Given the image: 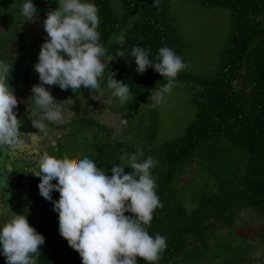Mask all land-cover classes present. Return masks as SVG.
Listing matches in <instances>:
<instances>
[{"label":"trees","instance_id":"trees-1","mask_svg":"<svg viewBox=\"0 0 264 264\" xmlns=\"http://www.w3.org/2000/svg\"><path fill=\"white\" fill-rule=\"evenodd\" d=\"M113 1L115 0H93L98 9L99 43L112 54L118 48L125 50V56L109 62V68L99 78L100 88L110 100L111 90L107 88V78L111 71L115 73L116 80L128 85L130 93L140 98L147 97L165 84L167 78L151 68L142 74L137 73L134 58L130 55L131 47L138 44L149 49L151 58L160 47L167 46L183 58L184 48L169 12L171 0H159L155 6L153 0H118L119 7H114ZM201 2L205 6H221L231 10L233 23L231 34L220 52L212 75L178 72L175 78L176 81L186 80L199 87L194 93V102L198 107L197 118L188 126L184 136L164 142L155 152L150 145L140 146L139 142L130 141L128 131L130 133V129H135L131 123L125 128L127 132L124 137L114 139L105 131L106 126L97 119L88 115L79 117L77 104L73 118L65 125L70 127L67 133L69 137L76 134L75 129L82 127L91 129L96 125L101 130L105 129L103 135L91 136L93 142H86L85 152L78 158H72L73 161L88 156L98 167L107 170L114 163H124L119 160L122 153H132L137 148L144 154L140 159L152 156L157 161L151 172L163 207L153 211L150 225L146 227L150 235L159 233L165 236L167 247L155 264H185V256L191 251L196 259L190 263L202 264L198 258L211 248L206 234L214 226L212 220L233 215L235 205L255 206L264 214V0ZM117 33L125 35L123 43H117ZM19 62L17 60L12 67L15 69L23 63ZM82 90L84 89L74 90L76 100ZM125 119L129 121L128 116ZM155 131V126L150 122L140 132L150 142ZM224 143L244 149L249 154L242 175L239 177L235 172L231 173L233 185H229L225 168L223 173L216 170L220 166L216 167L217 159L213 155ZM56 144L59 147L62 141L58 139ZM193 163L195 169L191 171L192 174L203 170L199 167L203 163L210 168L205 174L209 178L215 176V182L208 183L205 188L207 191H191L186 185L188 180L179 184L183 173ZM213 167L216 168L214 172ZM124 171L130 173L132 170L125 166ZM226 173H230V170ZM39 179L36 177L29 186L31 199L24 210L29 224L45 240L40 246L38 264H81L79 254L58 235V218L53 213L52 201H46L39 194ZM52 197L53 201L59 199L55 190ZM261 235L264 238V228ZM181 254L183 259L179 260ZM136 260L137 264H147L140 257ZM0 264H5L2 254Z\"/></svg>","mask_w":264,"mask_h":264},{"label":"clouds","instance_id":"clouds-1","mask_svg":"<svg viewBox=\"0 0 264 264\" xmlns=\"http://www.w3.org/2000/svg\"><path fill=\"white\" fill-rule=\"evenodd\" d=\"M56 3L57 8L45 12L42 27L46 37L33 65L39 83L32 85L30 91L38 118L31 119V123L37 129L46 126L44 121L65 119L62 107L44 85L70 88L73 92L83 88L89 91L92 100L104 103L99 78L110 61L125 56V50L118 48L112 54L100 45L98 9L91 0H56ZM158 3L159 0H153L154 6ZM18 8L26 20L38 19L32 0H20ZM115 39L123 43L125 35L121 33ZM130 55L137 73L151 68L167 78L165 84L150 93L157 103L172 90L178 72L186 67L183 58L167 46L160 47L150 58L149 49L134 44ZM11 66L0 59V149L23 143L18 131L20 121L13 111L17 99L8 83ZM114 76L110 71L107 78L110 97L125 103L130 96L129 87ZM143 155L139 148L132 153L124 152L119 157L124 163H114L106 170L88 156L73 161L67 154L62 158L47 151L40 154L36 162L38 170L31 173L40 178L39 194L52 201L58 235L79 254L81 264H137V257L155 264L167 247L165 236L159 233L153 236L147 231L153 211L163 204L151 172L157 161L152 156L140 159ZM125 166L132 171L125 173ZM54 190L59 197L55 201ZM44 242L43 235L29 224L24 214L14 213L0 222V254L5 257V264H38Z\"/></svg>","mask_w":264,"mask_h":264},{"label":"rangeland","instance_id":"rangeland-1","mask_svg":"<svg viewBox=\"0 0 264 264\" xmlns=\"http://www.w3.org/2000/svg\"><path fill=\"white\" fill-rule=\"evenodd\" d=\"M32 2L37 8V13L34 15L38 19L28 21L19 14L20 0H0V59L11 63L12 66L17 60L20 61L19 63L23 62L15 69L11 66L9 70L8 83L17 99L13 111L20 121L18 131L21 132L23 143L0 149V222L6 221L14 213L25 215L26 204L31 199L29 186L37 177L31 172L38 170L36 162L42 152L47 151L57 158H62L65 154L70 159L78 158L85 152V143L93 142L91 136L104 134L105 129L101 130L93 125L91 129L88 127L75 129L76 134L72 137L67 135L70 127L65 125L73 118L76 104L80 110L79 117L88 115L97 119L106 126L105 131L114 139L124 137L127 132L125 128L131 123L135 129H130V133L128 131L127 136L130 141L135 140L140 146L150 145L155 152L164 142L184 136L198 113L194 93L199 87L186 80L176 81L172 90L158 103L153 100L151 94L140 98L132 93L125 103H120L118 98L113 97L110 101L104 94L105 100L101 103L100 100H92L89 91L85 89L80 92L76 100L75 93L68 89L62 90L57 85H44L62 107L65 119L59 122L44 121L46 125L44 128H35L31 119L38 117L30 89L32 85L39 83V79L33 65L37 62L40 45L46 37L42 27L45 12L57 8L58 4L56 0H32ZM112 4L114 7L120 6L118 0L113 1ZM169 12L173 27L184 48L183 60L186 67L180 72L212 75L220 52L231 34L232 11L221 6H205L201 0H171ZM117 35L119 33L115 34V37ZM109 104L110 108L111 105L113 106L112 110ZM126 116L130 122L126 121ZM150 122L155 126L156 131L148 142L146 135L141 134L140 131L148 127ZM58 139L62 141L59 147L56 144ZM213 156L217 159L216 167L220 166L222 169L213 167V172L215 169L219 173L230 170V173L224 172L228 175L229 185L234 183L232 176L234 172L240 177L245 171V163L249 158V154L244 149L225 143ZM199 167L203 170L193 174L191 171L195 169L194 163L187 167L179 184H182L183 180H188L186 185L191 191L193 189V191H207L205 188L208 183L215 182V176L209 178L205 174L210 168L203 163ZM11 199L14 200V203L12 200L13 205ZM232 213L233 215H224L212 220L214 226L210 227L206 234L211 248L198 258L200 263L264 264V238L261 235L264 228V214L255 206L240 204L233 207ZM187 254L185 256L187 263L183 262L196 264V262L192 263L196 259L195 254L192 251ZM213 255L216 257L212 258ZM178 259L182 260L183 254Z\"/></svg>","mask_w":264,"mask_h":264}]
</instances>
